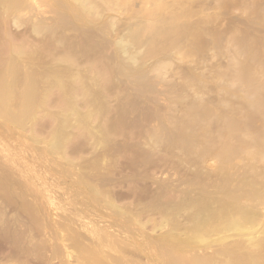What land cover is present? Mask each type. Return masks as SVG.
Here are the masks:
<instances>
[{
    "label": "bare ground",
    "instance_id": "obj_1",
    "mask_svg": "<svg viewBox=\"0 0 264 264\" xmlns=\"http://www.w3.org/2000/svg\"><path fill=\"white\" fill-rule=\"evenodd\" d=\"M29 1L30 0H0V29H1V27L4 29L5 26L8 27L9 25H13L14 26L13 28L15 30H18L19 29L18 25L21 24V26H22L24 19H27L26 21H28V18H29V21H30V19H31L30 16L33 17L34 15H36L35 14L36 12L35 13L33 12L34 11V6H33L34 4L32 5V8H31V5L28 4L32 0L30 2ZM144 1L143 2L146 4L143 7L146 10H144L142 8L143 9L142 15L144 17L143 18L141 17L142 19L137 17V18L141 19V21H138L139 23L137 24V26L134 29L130 28L128 26V29H130V30L127 29V31H126V29H125L126 33H124L123 35H120V36L117 35L118 38H116L117 40L114 38L115 39V41L113 40L114 42H112V39H113L112 37H115L116 35L112 36L113 35L112 33H114L115 31L114 32L110 31L112 29V28H110V25L112 26L113 23L116 21L114 16H113V13L117 9L122 10L124 8L127 9L128 7H129L128 9H130V5L132 3V0H58L57 9L53 8L54 10L52 11V14L54 16L52 17V19L50 17V19L53 21L52 24H50L51 22L50 23L48 22L49 24H47L42 19H39L37 22L34 21V24L32 22L33 25L29 23L30 26H33V27H31L32 32L30 31L31 34L29 33V31H27V29H29L30 26L28 28H27V26L26 27L24 26L25 29L27 28L26 30L23 28V26L22 27L20 26L21 31H23V30L26 31L27 35H29V34L33 35L32 33H34L36 42L32 40L30 43L31 38L28 42V39H29L28 36H27L26 41L22 40L21 39L22 32H18L21 34L19 35V37L17 35V38H18L17 40L18 41L20 39L22 40V41L18 42V41H15L16 39L14 40V38H13V35L15 33L12 34V36H11V35H9L11 32L7 33V31H8L7 29H6L7 31L4 29V31L6 33H4L2 31L4 33V38L6 36L9 39H10V37L13 39L7 40V38H6V40H7L6 41L5 39L3 40L2 38H0V156H1L0 161L5 162V164L7 163L5 165V167L3 166L4 163L0 164L1 167H4V168L0 167V173H2V175H0V237H1V239H2V237L4 239L5 237L2 236L4 234H6V238H8L7 236H10L9 237L10 239L8 238L9 240H6V239L5 240L8 241V243L10 242L11 245L15 244V247L11 246L10 243L7 244L5 241L4 242L1 241L0 244L2 245L3 243H5V245H3L4 247L6 246V244L8 246H11L12 248L14 247L15 248L14 250H16V256L14 254L15 251L14 250L12 251V248H11V253H13V256L15 258L11 257L10 258L11 260H9V261L6 260L7 258H9V256L8 257L6 256L7 258H4L5 257L4 255L6 254V252H4L5 253L4 254L3 250L9 249V247L3 248V249H1L3 255H1V254L0 255L3 256V259H5L7 262L3 263V261H5V260H2V262H0V264H30V262H31L30 257L26 256L29 258H23L22 256L25 257V255H24L25 253H27V255H30L28 253H33V251L35 252L37 250H40L39 249L40 247L46 246L45 244L47 243L46 241L48 240V239L46 241L42 240V238L44 236L41 237L40 236L41 233L37 229L38 228L37 226L39 224L40 225L43 224V221H44V225L46 226L45 230L51 231V228H52L55 231L54 232L55 237L53 236L54 237V242H53L54 245L59 244V243L62 244L66 240L67 235L64 234L66 232V234H68L69 237H72V239L74 241L73 247L77 251H79V253L81 252L82 260L86 261L88 264H134V262H133L134 260H136L135 264H141V263L143 264L144 263V262H142L143 257L141 255H139L138 253L143 254V256L145 257L144 260H146V261L144 264H264V226H262L261 229L260 228L256 229V226L259 223V218L261 216H264V214H262V212H258L256 210V207H254L253 205L245 207L244 205L241 204L242 198H246L249 201H251V200L253 201V199H258V197H260L261 194L264 195V183L262 184L258 180L260 177H264V168L261 169L258 167V164H264V131H263V133H258V130L256 129L257 133H254L252 131L253 127L251 125L252 122H254V120H257V119L260 120L262 122L261 124L264 125V42L262 41V39L260 40V38L258 37L259 36L258 33L257 32L255 33L256 27L254 28L255 29L254 33H252V34H256V38H254L255 36H253V35H252L253 37L251 35H250L251 37H249V34H251V32H250V33H248V36H247L248 38L246 37V39H243V38H245V36L242 37V34H244V31H245L244 28H243L244 31L241 29H238V31L241 30V32H243V33L238 32L241 35L238 37L237 36L238 33H237V30L235 29V26H234V29L236 30V32L232 28V25L235 24V23H233V21L235 22V20L233 18H232L233 21H232L231 28L233 29V31L235 33L231 31L232 32L231 36L233 35L234 37H236L235 42H236V40L238 41V46H237V44L235 45V48L238 47V48H236L237 51L235 49L238 56L235 57V59H236L235 65H233L234 74L233 75L230 74V75H232L230 77L232 78L233 82L236 83L235 79H237V80H239V82H241L240 85L243 86L244 89H245V87L247 88V90H245V91H247L246 92L247 94L245 93L247 95V98H249L248 96L250 93H251V95L254 94V96H252V97H254V99H255V96H256V98L259 96L256 101L254 99L252 100L249 98L250 99L249 105L251 107L257 108V111H255L254 113L245 115V123L247 125H250V128L252 127L251 133L248 134L250 131L249 127H246L244 129L240 128L241 121L236 120V119H239L236 117V115L235 116L234 115L233 116L232 115L231 116H226V115L224 116L222 114H219V112L217 110H214L213 108H211L209 106H207V107H205L204 105L202 106V104L199 103V101L197 103L195 100H193L194 96H195L194 95L193 99H192L193 100L192 104L194 101H195V103L184 113V115L181 114V117H179V118L173 117L175 119V129H174L175 131L174 130L171 131L170 129H172V127H170L169 125H168L170 127L169 129L166 127L168 122L167 123L162 122L163 124L160 126L162 131H161V129L159 130V132L161 131L160 132L161 134L159 132H156V133L154 132L155 134L152 135L151 140L149 139L150 142H153L155 145L157 144L156 145L157 147H160L159 146L160 144H162L165 147L167 144H169V146H170V144L171 145L173 144L172 146H175L177 144L180 147L179 149L182 150L183 154H185L188 157V162L193 164V165L195 163L199 164L201 161H202V163L206 162L205 158L207 160L208 157H210V159L215 157L214 159H216V160H214V161L218 160V162H219L218 164L220 165V169L219 168L218 169L220 171L219 173H220L221 178H220V185L216 186V188L218 190L217 191L218 194H214L215 192L211 193L206 188H204L205 186L209 187V186H207L208 184H205V182H202L201 178L199 176H197V177H195L193 182L195 184L199 183L202 186L197 197H195L193 199L186 198L182 201L183 203H187L186 205L183 206L180 203V204H177V206L175 205L176 207H174L175 208L174 210L176 212L175 213L176 216H178L179 213H181L179 211H181L183 207H190V212L192 215H191V221H190L189 225L183 227V226L178 225V223L174 224L171 221L166 220V221H164L165 223L163 225H161V228H163L168 223H170V224L172 223L174 229L171 228L172 230L170 232L168 231L169 232V233L167 232L168 234L163 233V234H160L162 236H158V237L151 236V235H148L146 233L145 230H146V227L148 224H146L145 222H140L139 223L140 226L139 227L135 226L134 230H132L133 229L132 227L134 225L132 224L133 219L129 214L130 208H128V207L124 208L123 206H119L117 204V202L115 201V198L112 196L115 194H109L107 192H110V191L106 192V190L104 191L102 189L103 188L102 185L107 184V179H110V178H108L109 175L107 178H106V176L103 177L102 180H100L99 178H91L90 176H88L84 172L83 166H82V169H80L79 174H77V172H76V175H78V176H76L77 178L75 177L76 178V181H75L76 185L75 186H77L79 188V190H78L79 192L78 193L76 192L77 193L76 196L79 197L83 194H86L85 199L88 201L87 202L88 204H85L84 206L81 205V208H78V209L74 208L73 211L69 212V210L72 209V206H76L77 204H79L78 202H75V200H73V201H71V205H72L71 209L69 208V210H68V208H67L66 212H63L64 209L67 207V205L65 206V208L62 211V209H61L62 207H60V206L56 207L57 205L53 203V201H54L53 200V194L54 193L52 194V196L46 194L49 192V189H50L49 188L50 186L46 187V185H48L47 174L49 175L51 173H54V175H55V173H56L51 167L52 165H54V163L50 166L51 171H50L49 166L46 167L47 165L51 164L49 162L52 161V160H49L48 164H47V162L45 163V160L48 158L49 155H52V158L56 159L55 165H58L61 168L65 167V169L64 168L59 169L60 171L58 173H56L58 175L61 174L60 175L61 178L64 174H67L68 177L70 174H72V175L74 174L73 173L74 169H72V172H71V170L67 169L68 171L71 172V173L69 172L70 174L68 173V171H67V173H65L66 172V164H63L64 161H62V160H65L67 158V157H65V152H66V149L68 147V144L71 143V140H72V137H71L72 135H70L69 133L67 134V131L70 130V129L68 130L67 127L70 126V124L72 122V118H74L76 120L75 121L76 124H74L72 126H74L76 130L78 129L80 132H83V133L87 132V134H88V132H90V129H91L90 123L91 124L93 123L91 121L94 120L96 117H99L100 115H102V113H104L103 112L104 111L103 105H105V104L102 103L103 102L102 98H101L102 95L99 96L98 91L96 92V91L92 90L94 87L96 89V86H97L98 82L100 81L98 77H100V76L93 75L95 77L91 78V77H87L88 74H99V75L100 74H108V75L109 74H126V75L129 74V76L127 75V77H130L131 76L130 74H134L135 76L132 75V77L128 78V79L133 84V86H134L133 89L136 92L132 90L133 91L132 93L128 92L129 93L128 96H130L129 100H130V98L133 100H134V98H137V101H138L139 98L142 99L141 97H137L138 94H141L140 90H142V88H144L143 90H145L146 82H149V81L151 82V77L149 76L150 77L149 78V77H147V75L146 76L142 75L145 72H148V69H146V71H145L141 67L143 65L140 66L137 63H140L138 61L140 56H142V58L140 60H142L145 57H143V55H141L142 52H141L140 56H138L136 53L139 51H142V47L145 49L143 51L147 50V54H154L156 52L158 53L160 51V47L163 45L162 42L164 41L165 43L166 42L168 43V41H166L168 39L169 40V43H168L169 47H171V49L175 48L174 51L177 52V54H178V51H180L179 49L182 48V47H178V44L181 42L180 40L187 38V37L193 38L192 39L193 43L191 42V45H190V46H193L192 48H195V46H198L201 49L205 48L207 44H205V42L201 41V38L204 37L205 35L209 34V31L207 30V28H206V30L205 29L202 30L201 29L202 27H200V30H199L198 27L200 25L205 26V24L203 25L202 21H200L202 23V24L199 23L200 25L199 24L197 25V23L199 22L198 20L196 22L194 21L196 24L191 22L192 18L196 17L197 12L200 10L201 6L205 7V9H206L210 6H212V8H213V5H214V7L217 10H219L218 12H220V14H221V12H222V14H224V12H227L232 8L233 9L237 8L238 10H241L243 12H247L251 15V17H255V18H253L252 21L250 20L251 22H249L251 27H252V25H254V26L255 25H261L259 17L261 16L260 14H264V1L263 0H259V1L257 0L258 2L256 0L255 1L254 0H216L217 1L216 4H213V2H211L210 0H208L210 2L202 0L201 1V2H203L202 5L200 3H197L196 1L190 2L191 0H188L189 2L187 0L186 1L185 0L184 1L183 0H144ZM38 3H36V4H38ZM193 3H195L196 6L198 7V9H199V10L197 9L198 11L195 9L197 7H194ZM27 4L30 6H27ZM43 4H41V5H43ZM136 4H137V2H136ZM198 4L200 7L198 6ZM45 5H47V4L45 3ZM36 8H37V6H36ZM28 9H31V10H29L30 12L33 10L32 12L34 15H30L27 13L29 15V17L25 16L26 13L23 11L25 10V11L29 12ZM38 9H40V8H38ZM137 9L135 11H137ZM216 9H214V11H216ZM109 11H113V13L111 15H110V13H107V15L109 14L110 16H112L113 19H111L112 17L109 16L110 20L108 21L109 18L107 17V15H105V16L108 19L107 18H105V19H107V22H110L111 20H113V21L115 20V21L114 22L111 21L112 23L106 22V24L100 23L99 20H101V17L103 16V14L105 12H109ZM20 12H23L21 14H23L22 17H25V18H23V19L20 18L21 17V16H19ZM124 12H126V10ZM211 12H213V10ZM218 12H215V13H217L219 16ZM215 13H212V14H215ZM227 13H229V12H227ZM217 14H215V16L213 15L214 18L217 16ZM240 14H242V13L240 12ZM50 15H51V13H50ZM120 15H121V13H120ZM130 15H132V13ZM138 15L140 16L139 13H138ZM224 15L222 16V18L220 16V18L222 20H223ZM252 15H255V16H252ZM43 16H41V17H43ZM105 16H103V17H105ZM218 16H217V18H218ZM133 17H135V16H133ZM198 17H196V18L198 19ZM231 17H232V15H231ZM39 18H40V16H39ZM201 18L202 17L200 16V19ZM203 18L206 20V22L203 19L202 20L204 21V23L207 24V18H209V17L206 18L204 16ZM224 18H225V21L230 19V18L227 19V17H224ZM262 18L264 19L263 15H262ZM105 19L103 18L102 21H104ZM210 19L211 18H209L208 21H210ZM232 19H230V20H232ZM134 20H136V19H134ZM222 20H220V21H222ZM26 21H24L26 24H23V25L28 24L29 21L28 22H26ZM32 21H33V19H32ZM73 21L76 22L77 24L72 23ZM220 21H219V23H220ZM239 21H241V20H239ZM216 22H217V20H216ZM224 22H223V24H225ZM243 22L245 23V21H243ZM243 22H241V23H243ZM119 23H122V22H118V24ZM229 23H227V24H229ZM71 24H72V26L69 28L68 25H71ZM116 24L117 23L115 22V26H116ZM223 24H221V25H223ZM120 25H122V24H120ZM241 25H244V24H241ZM107 26H109L110 29H108ZM225 26L224 25L222 26L223 29L225 28ZM90 27L91 28L96 27L97 30H94L96 32H93V34H92L91 31H93V30ZM118 27L121 28V26H119V25H118ZM236 27H238V26H236ZM248 27H249V25H248ZM251 27H250V29H251ZM8 28H10V27H8ZM120 28H118V29H120ZM218 28H220V27H218ZM227 28H230V26H227ZM227 28H225V30L221 29V31H223V32L226 31L224 33L227 34L230 32V31L227 32V30H226ZM231 28H230V30H231ZM3 29H1V30H3ZM89 29H90V31H87ZM11 30L9 29V31H11ZM68 30H70L71 32L75 31L77 33L76 35L78 36V34H79L80 35L79 37L81 39L79 37L75 36L74 35L75 33L72 32L73 33L72 34ZM66 31H68V34L70 32L72 34L71 36H75V37H77V39L79 38L78 41H77V39H76V41H75V39L73 40V38L70 35H69L70 37L68 35H66L67 34ZM247 31H249V30L246 27L245 35H247ZM1 33H0V36H1ZM122 33H123V31H122ZM221 34L217 35V37H218L217 39H219V40L222 39ZM259 34H260V32H259ZM7 35H9V36H7ZM25 35L23 37H25ZM173 35L175 37H173ZM14 36H16V34ZM109 36L111 37V39L109 38ZM29 37H31V36H29ZM33 37H32V39H33ZM224 37H225V34L223 35V38ZM237 37L239 39H237ZM262 37H263V35H262ZM165 38H166V40H165ZM169 38H172L171 39L172 41ZM209 40H211V39L209 38ZM225 40H227V39L225 38ZM263 40H264V37H263ZM32 42H34V43H32ZM165 43H164L163 47L165 46ZM167 43H166V45H167ZM170 43L172 46H170ZM232 43H233V41H232ZM232 43H231V45H227V44L226 45L229 46V48H230V46H232ZM141 44H142V46H141ZM39 45H41V46H39ZM233 45H234V43H233ZM110 46L114 47V50L111 47L112 52L109 50ZM140 46H141V49H140ZM158 46H159V49H158ZM60 47H61V51L59 52L58 50H60ZM166 47L167 46H165L163 48V50L167 49ZM212 47H214V46H212ZM137 48H139V50H137ZM231 49H233V46ZM135 50L137 52H135ZM215 50H217V48ZM184 51L182 50V53L181 52H179V53L182 54L183 56H184V54H185V56L186 55L188 56V54H190L189 51H186V49ZM199 51H200V49H198V52ZM227 51H229V50H227ZM161 52L162 51H160V53ZM165 53H166V55L164 54L165 56L169 55V54H167L169 52H165ZM78 54H80L81 56L83 55L81 58H84V56L87 58V59H85V60H87V64L85 66H83L85 68L79 67V65L80 66H82V64L84 65V63L86 61L82 64H80V62H79V64H78L77 58L80 57V56H78ZM200 54L201 53H199V55ZM179 55H178L179 59L182 60ZM144 56H146V54ZM185 56H184L185 59H183V60L188 59L187 56L186 57ZM162 57H164V56H162ZM170 57L171 56H169V58ZM188 57H190L189 60H191L194 58V54L192 55V58H191V56H188ZM217 57H219V56H217ZM46 58H49L53 62L55 61V63H52V65H51L50 64L51 62L48 59V61L50 62L49 64L51 65L50 66L46 62ZM148 58H149V56H148ZM174 58L175 57H173L172 60ZM76 59H77V61H76ZM202 59H203V57H202ZM211 59L213 60V58H211ZM156 60L158 61V59H156ZM163 60H164V58H163ZM144 61H146V59ZM159 61H162V59ZM193 61H195V59ZM198 61L200 62V60H198ZM164 62H165V60H164ZM171 62L172 61H170V64H171ZM202 62H204V59ZM205 62H206V60H205ZM159 63H162V62H159ZM190 63H191V61H190ZM192 63L196 64L195 62H192ZM210 63H212V61L209 62V64ZM46 64H48V66ZM129 64L133 65L132 69L130 68ZM170 64H168V65L170 66ZM181 64H184V62L180 63V65ZM134 65H137V66H134ZM153 65H155V64H153ZM186 65H187V63H186ZM188 65L190 66L191 64H189V62H188ZM205 65H206V67L208 66L207 64H205ZM220 65L221 64H219V66ZM148 66H147V68H148ZM197 66H199V64ZM188 69H190V67H188ZM192 69H193V67H192ZM211 69H213V68H211ZM218 69L219 68H217L216 70H218ZM157 70H158V68H157ZM161 70H160V72H161ZM203 70H204V68H203ZM203 70L201 69V71H203ZM222 70H223V68H222ZM171 71H173V69ZM218 72L220 73L221 71L218 70ZM150 73H152V71ZM161 73H164V72H161ZM174 73H176V72H174ZM188 73H190V72H188V70H187V74ZM51 74H55V75H51ZM146 74H148V73H146ZM165 74H166V72H165ZM176 74H178V72ZM185 74H186V72H185ZM204 74H205V72H204ZM209 74H210V72H209ZM259 75L262 77H259ZM109 76H111V75H109ZM101 77H102V75H101ZM112 77L113 76H111V78ZM146 77H147V79H146ZM202 77L204 78V76H202ZM202 77H200V78H202ZM214 77H216V76H214ZM103 78L104 77L100 78L102 80L100 82L105 81V80H103ZM197 79H199V77ZM215 79H217V78H215ZM226 80H230V79H226ZM199 81H202V79L201 80L199 79ZM217 81H219V79ZM227 82H229V81H227ZM52 83H54L57 86V89L59 90L58 91L59 95H61L60 97H62V99H60V100H62L61 103H63V104L60 105V107H62L64 110H66L67 111L66 113L72 114L71 115L72 117L69 118V116H66V117L60 116L59 119L56 120V122L57 121L58 122L56 124L55 130H53V132H51V134L48 132L49 135L47 134L45 137L41 133L40 134L35 133V130H36L35 125L37 124V126H38L39 123L41 122V120L38 121L39 118L41 119V117H42V120L44 118L47 120V118L52 116V115H50L51 113H49V108L47 107L48 102L46 101V99L50 95V94L49 95L47 94L48 90H46V89H47V87H51ZM124 83L125 82H123V84ZM120 84H121V82H120ZM147 84H148V86H150L149 83H147ZM151 84H152V82H151ZM153 84H154V82H153ZM125 85H126V83H125ZM151 86L153 87V85H151ZM230 86H231V84H230ZM127 87L128 86H126V88ZM131 87H132V85H131ZM218 87L220 88V85ZM219 88H218V90H219ZM213 89H211V90H213ZM222 89H220V90H222ZM261 89H263V91ZM143 90H142V92H143ZM223 90H225V89H223ZM145 92H147V90ZM78 93H80V97H78V98H81V96H82L84 99L86 97L89 98L90 96L95 95V97H94L95 99L88 100V103L86 100H83V101H85L86 104H88V105L85 104L87 106L86 112L81 111L78 108L77 103L74 100L77 96H79ZM122 93L124 94L125 92H122ZM198 93H199V91H198ZM156 94H158V93H156ZM199 95H200V93H199ZM251 95H250V97H251ZM46 96H47V98L45 99V101L47 103L44 101V98ZM147 97L149 98V96H147ZM202 97H203V95H202ZM83 98H81V100ZM224 101L222 100L221 102H224ZM231 101L232 100L230 97L229 103ZM142 102L143 101H141V103ZM178 102H180V101H178ZM212 102L213 101H211V103ZM221 102H220V104H221ZM148 103H150V102H148ZM214 104H215V102H214ZM220 104H219V106H220ZM224 104H225V102H224ZM224 104H222V105H224ZM215 105H217V104H215ZM118 107H117V109H119ZM202 107H203V109H202ZM223 108H224V106H223ZM126 110L127 109H124V111H126ZM121 111L122 110L120 109V112ZM247 111H249V110L248 109L245 110L246 113H247ZM231 112H233V111H231ZM242 112L245 113L244 111H242ZM60 113H59V115H60ZM44 116H46V117H44ZM234 117H236V118H234ZM117 121H118V119H117ZM215 121L217 124L220 123L221 127H222L221 129L216 128L218 131L221 130V132L217 138L210 135L209 129H211V128L208 127L211 122L215 124ZM37 122H39V123H37ZM122 123H124V120L122 121ZM245 123L243 122V124H245ZM111 124H112V122H111ZM129 124H127V125H129ZM115 125H116V123H115ZM109 126H111V125H109ZM44 127H47V125L45 124ZM111 127H113V126H111ZM118 127L119 126H117V128ZM130 127L132 128V126H130ZM242 127H243V125H242ZM66 129H67V131H66ZM124 130H125V128H124ZM133 130H134V128H133ZM217 130H215V132ZM222 130H223V132H222ZM240 130L241 131L245 130V131H243L244 135L242 133H240ZM163 131L165 132V135L162 134ZM112 132H114V130ZM112 132H110V133H112ZM131 132H134V131H131ZM107 133L109 134V132H107ZM152 133H153V131H152ZM241 134L243 135V137L244 136L249 137V135H250V137H249L250 141L248 144L247 143L244 144V142L246 140L244 138L242 139ZM117 136H118V134H117ZM78 137L80 138V136H78ZM99 137H101V136H99ZM108 137H109V135H108ZM76 138H77V136H76ZM102 138H103V136H102ZM124 138H126V137H124ZM230 139L235 140L236 143L231 144L229 142ZM199 140L201 141V143L203 142L205 144V147L199 153H197L198 152V151H196L197 142ZM125 141H126V139H125ZM73 142H74V140H73ZM99 143H101L102 145H104V144L106 145L107 139H105V138L100 139ZM163 143H165V145ZM201 143H200V145H202ZM149 144H151V143H149ZM242 144H244V145H242ZM42 145H44V146H42ZM107 145L109 146V144H107ZM155 145H153V146H155ZM110 146H113V145H110ZM128 146H129V144H128ZM147 146L148 145H146V147ZM156 146L154 148H156ZM246 146L248 148L253 147V149L249 152L248 151L245 152V151H243V148H245ZM126 148H127V146H126ZM104 149L106 150V147ZM172 149H174V147L173 148L171 147V150ZM101 150H103V149H101ZM132 151H134V150H132ZM146 151L148 152V149H146ZM174 151H176V148L174 149ZM95 152H96V150H95ZM102 152H104V151H102ZM243 152H245V155H243L244 157L240 158V159L248 161L250 176H242L239 178V180H237L236 176H233L230 172H228V169L230 171V168L234 166V165L231 166V164H233V162L236 159H239V157H242ZM148 153L150 154V152H148ZM166 153H168V152H166ZM170 153L171 154H174V153L178 154L177 151L174 153H172V152H170ZM195 153H197V155ZM141 154L146 155V153H141ZM193 154L196 155L197 157L193 158ZM53 155H54V157H53ZM100 155H101V153H100ZM104 155H106V154L104 153ZM120 155H122V154H120ZM136 155L138 156L137 153H136ZM111 156H109V158ZM168 156H170V155H168ZM190 156H192V158ZM212 156H214V157H212ZM159 157H161V156H159ZM165 157L163 158L164 160H165ZM104 158L102 157L101 159L100 158L99 159L102 160ZM49 159H51V158H49ZM202 159H204V161ZM116 160H115V162H116ZM147 160L148 159H146L145 161L147 162ZM180 160H181V157H180ZM210 161H212V160H210ZM154 162H156V158H155ZM65 163H67L66 160H65ZM60 165H62L63 167ZM115 165H116V163H115ZM6 166H8V167H6ZM229 166H231V167L229 168ZM237 166H238V164H237ZM73 167L74 166L72 165V168ZM107 167H108V165H107ZM122 167H123V165H122ZM67 168H68V165H67ZM54 169H57V168H54ZM69 169H70V167H69ZM14 170L19 171V173L21 174V176L23 178L29 180V181H26L27 184L26 183L24 184L25 179L21 178L22 181H20V182L21 183L23 182V184L25 186L23 184L18 183L19 181L18 182L16 181L18 179V177H20V175L16 177ZM52 170H53V172H52ZM57 171H58V169H57ZM108 173H109V170H108ZM16 174L18 175V173H16ZM58 175H56V176L58 177ZM67 175H65V178ZM70 177H71V175H70ZM110 177H112V175H110ZM68 179H70V178H68ZM68 179L66 180L67 182H68ZM18 180H20V178ZM105 180H106V182L104 183ZM70 181H72V180H70ZM35 182L40 183L38 188L40 189V192L43 193V194H41V197H43V195H44L49 200V202L54 204V206L50 205V206H52V208L56 207L55 210L58 209V211H60V212L62 211L61 212L62 214L65 213L69 217L66 219L67 216L65 217V215H64L65 218L63 217L64 218L63 223L62 224L58 223L59 225L57 227L52 226L50 228V226L46 222L47 219L45 220L47 214H46V212H44L46 215H43L44 209L42 210V207H41L42 205L40 204L39 201H37L35 199L37 202H39V204H38V203H35V201H33L34 198L32 201L29 200L30 198H32L31 196L33 194L30 193L31 195L29 196V193H28L29 190L26 191L25 187L27 189H29L27 187V186H29V183H31V184L33 183L32 185H30L32 187L33 185H35L34 184ZM60 182H62V181L60 180ZM72 182H74V180ZM70 183L71 182H69V184ZM108 183H110V182L108 181ZM234 183H235V186L233 188L232 185ZM98 184H102V185H100L102 187L98 186ZM37 185H38V183H37ZM37 185H36V188H37ZM163 186L166 187L167 185H162L161 186L162 189L164 188ZM71 187H72V185H71ZM167 187L169 188V185ZM30 189H32V188H30ZM65 189H66V187H65ZM157 189H160V188L158 187ZM31 191H33V190H31ZM35 193H36V191H35ZM126 193H127V191H126ZM35 195H33V196L35 197ZM39 196H40V194H39ZM58 196H59V194H58ZM132 196H133V194H132ZM38 198L39 197L37 196V199ZM83 201H84V199H83ZM57 203H58V201H57ZM84 203H86V202H84ZM216 203H218V205L215 207ZM133 205H134V202H133ZM45 208H46V206H45ZM67 213H69L70 216ZM39 214H42V216H40ZM137 215H139V214H136V217H138ZM44 216H45V218H44ZM92 216L99 217V218H107V219L111 218L113 220V222L110 223L108 226L102 225L101 221H99L98 219H92ZM74 217H76V219L81 220L80 222H82V220L85 218H89L88 223L85 222V224H84L82 222L83 226H85V227H83L81 225L83 227V229L85 230V232L88 234L87 235L88 238H87V236H85L86 234H82L81 233L82 231L79 232V230L76 229L75 225H77L78 223L75 224V221L77 222L78 220H74ZM112 220H110V221H112ZM82 223H80V224H82ZM79 225H77V226L80 227ZM171 227H172V225H171ZM39 228L41 230V226H39ZM46 228H48V229H46ZM81 229L82 228H80V230ZM167 230H170V229L167 228ZM132 231H134V233H135V239L132 242H130L128 240L129 238L126 236L127 235L126 233H133ZM166 231H165V233H166ZM52 232L53 231H51L49 233H52ZM83 233H84V231H83ZM124 234H126V235H124ZM241 236H247V239L245 241H242L239 238ZM39 237H41V238H39ZM83 238H85L91 242L90 247H85L83 245V243L81 241ZM50 240L53 241L51 238H50ZM137 240H140L141 243H138ZM44 242H46V243H44ZM130 248H132L133 250H136L138 252V253L135 252L136 255L134 253L133 254L135 257H137V255H139V258H140V256H141V261L138 259V257H137L138 260L135 259L134 257H133L134 259L131 257V256H133V254L132 255L130 254V250H131ZM208 248H210L209 250H211L213 248L214 251L212 253L205 251ZM200 250H202V253L204 251L205 252L203 254H201L198 252ZM38 252L39 253L41 252L40 254L44 256V253H42L41 250ZM19 253H21L20 258L22 257L24 260L20 259L17 256ZM22 253H23V255H22ZM35 253H34V256L39 255L38 257H41V260H33L31 257V260L36 261V262H34V264H36L38 261H42L43 260L42 258L45 259V257L40 256L39 253H38V255ZM191 253H193V254H191ZM6 255H10V254L7 252ZM32 255L33 254H31V256ZM36 256L34 257V259L37 258ZM50 258L53 259L54 256L53 257L51 256ZM1 259H2V257H1ZM74 259L76 260V258H74ZM77 260L79 261L78 258H77Z\"/></svg>",
    "mask_w": 264,
    "mask_h": 264
},
{
    "label": "rangeland",
    "instance_id": "obj_2",
    "mask_svg": "<svg viewBox=\"0 0 264 264\" xmlns=\"http://www.w3.org/2000/svg\"><path fill=\"white\" fill-rule=\"evenodd\" d=\"M31 1V0H30ZM29 1V2H30ZM33 1V2H32ZM30 3H28V4H30L31 5V8H32V5L34 6V13L36 14V15H34L33 14V12L31 11H29V10H31V9H28V11L30 12H27V11H23V12H25L26 14L28 13V14H30V15H34L33 17L32 16H30L31 17V19H30V21H29V18H28V21H26L27 19H24V21H26V22H28V24L30 23V24H32V22H33V24H34V21L35 22H37L39 19H42V20H44L45 21V23H47V24H49L50 22V24H52L53 23V21L51 20L52 19V17L54 16L53 14H52V11L54 10L53 8H55V9H57V3H58V0H32ZM48 1V2H47ZM55 1V2H54ZM142 0H132V3H131V5H130V9H125L126 10V12H124L125 10L124 9H122V10H120V9H117L114 13H113V11H109V12H105L104 14H103V16H105V15H107V13H110V15L113 13V16H114V18H115V22L117 23L116 24V26H115V22L113 21V20H111V21H113L114 23H113V25L111 26L110 25V28H112L110 31L111 32H114V33H112L113 35L112 36H115V37H112L113 39H112V42H114L115 41V39L116 38H118V36H120V35H123L124 33H126V31H127V29H128V26L130 27V28H135L136 26H137V24L139 23L138 21H141V19L144 17L142 14H143V7L146 5L143 1L141 2ZM184 1V0H183ZM186 1V0H185ZM188 1V0H187ZM192 1H196L197 3H200L201 5L203 4V2H201L202 0H191L190 2H192ZM203 1H208V0H203ZM211 2H213V4H216V0H210ZM210 1H208V2H210ZM255 1V0H254ZM257 1V0H256ZM259 1V0H258ZM257 1V2H258ZM264 1V0H263ZM40 4H39V3ZM47 4V5H45V3ZM136 2H137V4H136ZM189 2V1H188ZM36 3H38V4H36ZM44 3V4H43ZM143 3V4H142ZM27 4V6H30V5H28ZM41 4H43V5H41ZM54 4V5H53ZM49 5V6H48ZM137 5V6H136ZM193 5H194V7H197L196 6V4L195 3H193ZM36 6H37V8H36ZM39 6V7H38ZM43 6V7H42ZM52 6V7H51ZM54 6V7H53ZM56 6V7H55ZM198 6H199V4H198ZM47 7V8H46ZM136 7V8H135ZM139 7V8H138ZM200 7V6H199ZM38 8H40V9H38ZM52 8V9H51ZM123 8V7H122ZM133 8V9H132ZM135 8V9H134ZM138 8V9H137ZM143 8V9H142ZM209 8V9H208ZM208 8H206L205 9V7H203V6H201L200 7V10L198 9V7L197 8H195L198 12H197V15H196V17H198V19L196 18V17H193L192 18V23H195L197 20L199 21L198 23H197V25L200 23V24H202L200 21H202L203 22V25L205 24V26H202V25H200L198 28H199V30H200V27H202L201 29L203 30V29H205L206 30V28H207V30L209 31V34H207V35H205L204 37H202L201 38V41H203V42H205V44H207L206 45V47L205 48H199L198 46H195V48H192L193 46H190L191 45V42H192V37H187V38H184V39H182V40H180L179 42L181 43H179L178 44V47H182V48H180L179 50L180 51H178V54H177V52H175L174 50H175V48H172L171 49V47H169V40L167 39L166 40V38H165V40L166 41H168V43H167V45H166V43H165V46H167L166 48L167 49H164L163 50V48L165 47H163V45H164V43L162 42V46L160 47V51H162L161 53L163 54H161L160 53V51L157 53H154V54H147V50L146 51H143V50H145L143 47H142V51H139V52H137L136 50H135V52H137L136 54L138 55V56H140V54H141V52H142V54L141 55H143V57H145V58H143L142 60L144 61L145 59H146V61H142V60H140L141 58H142V56H140V58H139V62L141 63H137L138 65H143V66H141L145 71H146V69H148V72H145L144 74H142L143 76H146L147 75V77H151V82H152V84H151V82L149 81V82H146V88H145V90H143L144 88H142V90H143V92H142V90H140L141 91V94H138V96L137 97H141L142 99H138V101H137V98H134V100L133 99H131L130 98V100H129V97L130 96H128V94L129 93H132L133 91H135L134 89H133V84L130 82V80L128 79V78H131L132 77V75H134V74H130L131 76L130 77H127V75L129 76V74H109V75H111V76H113L112 78H111V76H109L108 74H86L87 75V77H95V76H100V77H98L99 78V80L100 81H102L100 78H102V77H104L103 78V80H105L104 82H100L99 80V82H98V84H97V86H96V89H95V87L92 89L93 91H98V95L99 96H101V98H102V103L103 104H105V105H103L104 106V113H102V115H100L99 117H96L94 120H92L91 122H93L92 124L90 123V132H88V134H87V132L86 133H83V132H80L78 129L76 130L75 129V127L74 126H72V125H74V124H76V120L74 119V118H72V122H71V124H70V126H68L67 128H68V130L70 131H67V129H66V131H67V134L69 133L70 135H72L71 137H72V140H71V143H69L68 144V147H67V149H66V152H65V157H67L65 160L67 161V163H65V160H62V161H64V163L63 164H66V172L65 173H67V171L68 170H71V172H72V169H74L73 170V175L72 174H70L71 172L70 171H68V173L71 175V177H70V175H69V177H68V175L67 174H64L63 176H62V178H61V174L60 175H58V174H56V173H58L60 170L59 169H65V167H63L62 165H60V166H62L63 168H61V167H59L58 165H55V161H56V159L55 158H52V155H49L48 156V160L46 161L45 160V163L47 162V164H48V161L49 160H52V161H50L49 163H51V164H49V165H47L46 167H48L49 166V168H50V171H51V167H52V169L56 172L55 173V175H54V173H51V174H47V178H48V181H47V183H48V185H46V187H49L50 189H49V192L48 193H46V194H48V195H51L52 196V194H53V200L55 201H53V203L54 204H56L55 206L56 207H62L61 209H62V211H63V209L65 208V206L67 205V207L64 209V211L63 212H66V210H67V208H68V210H69V208L71 209V201H73V200H75V202H78L79 204H77L76 206H72V209L71 210H69V212H71V211H73L74 210V208H76V209H78V208H81V205L82 206H84L85 204H88L87 202V200L85 199V195L86 194H83V195H81V196H79V197H77L76 195H77V193L79 192L78 190H79V188L77 187V186H75L76 184H75V181H76V176H78V175H76V172H77V174H79V171H80V169H82V166H83V169H84V172L88 175V176H90L91 178H99L100 180H102V178L103 177H105L106 176V178L108 177V175H109V177L108 178H110V179H107V184H98V186H100V185H102L103 186V190L105 191L106 190V192L107 191H110V192H107V193H109V194H115V195H112L114 198H115V201L117 202V204L119 205V206H123L124 208H130L129 209V214H130V216L132 217V224L134 225L131 229L132 230H134V227L136 226V227H139L140 226V222H145L146 224H148L147 225V227H146V233L148 234V235H151V236H155V237H158V236H162V235H160V234H168L172 229H174V227H173V224L172 223H178V225H180V226H187V225H189L190 224V221H191V212H190V207H183L182 208V210L181 211H179V212H181V213H179V215L178 216H176V212H175V208L174 207H176L177 206V204H182L183 206L184 205H186L187 203H183L182 201L184 200V199H186V198H189V199H193V198H195V197H197V195H198V193L200 192V189H201V184H199V183H197V184H195L194 182H193V180L195 179V177H197V176H199L200 178H201V180H202V182H205V184H208L207 186H209V187H204V188H206L209 192H211V193H213V192H215L214 194H218V190H217V188H216V186L217 185H220V178H221V176H220V171H219V169H220V165L218 164L219 162H218V160L217 161H214V160H216V159H214L215 157L214 156H212V157H214V158H211L210 159V157H208V159L206 160V158H205V161L206 162H203L202 163V161L198 164V163H195L194 165L193 164H191V163H189L188 162V157L185 155V154H183V152H182V150L181 149H179L180 147L176 144H174L175 146H172L171 144H170V146L173 148L174 147V149L176 148V151H177V153L178 154H176V153H174V152H176V151H174V149H172L171 150V147L169 146V144H167L166 145V147L165 146H163L162 144H160L159 146L161 147H157L153 142H150L149 141V139L151 140V138H152V135H154L156 132H159V130L161 129L160 128V126L163 124V123H167V125H166V127L169 129L170 127H172V129H170L171 131H173L174 129H175V119L173 118V117H175V118H179V117H181V114H183L184 115V113L195 103V101L198 103V101H199V103H201L202 104V106L204 105L205 107H207V106H209V107H211V108H213L214 110H217L218 112H219V114H222V115H226V116H235L236 115V117L237 118H239V119H236V120H238V121H241V123H240V128H246V127H249L250 128V125H247L246 123H245V115L246 114H251V113H254L255 111H257V108H255V107H251L250 105H249V100L250 99H254V97H252V96H254V94L253 95H251V93L249 94V98H247V91H245V90H247V88L245 87V89H244V87L243 86H241L240 84H241V82H239V80H237V79H235V81H236V83L235 82H233V80H232V78L230 77V76H232L233 74H234V69H233V65H235V57H237L238 55H237V49L236 48H238V47H236L235 48V45L237 44V46H238V41L236 40V42H235V38L236 37H234L233 35L231 36V34H232V32H236V30H237V33L239 32V33H243V32H241V30H243L244 31V29H245V31H244V34H242V37H244L245 36V38H243V39H246V37L248 36V33H250L251 32V34H249V37H251L252 35L253 36H255L254 38H256V34H252V33H254V31H255V29H256V31H255V33L257 32L258 33V37L260 38V40L262 39V41L264 42V40H263V37H264V19L262 18V15L264 16V14H260L261 16L259 17V19H260V24L261 25H252V27H251V25H250V23L249 22H251L252 20H253V18H255V17H251V15L249 14V13H247V12H243V11H241V10H238L237 8L235 9H230L229 11H227V12H229V13H227V12H224V14H222V12H221V14H220V12H218L219 10H217L215 7H214V5H213V8H212V6H210V7H208ZM43 9V10H42ZM137 9V11H135ZM214 9H216V11H214ZM27 10V9H26ZM36 10V11H35ZM39 12H38V11ZM45 10V11H44ZM119 10V11H118ZM124 10V11H123ZM128 10V11H127ZM133 10V11H132ZM144 10H146V9H144ZM213 10V12H211ZM51 11V12H50ZM122 11V12H121ZM130 11V12H129ZM23 12H20V14L21 13H23ZM43 12V13H42ZM48 12V13H47ZM215 12H218L219 13V16H218V14L217 13H215ZM240 12L242 13V14H240ZM32 13V14H31ZM38 13V14H37ZM41 15H40V14ZM50 13H51V15H50ZM117 13V14H116ZM120 13H121V15H120ZM123 13V14H122ZM132 13V15L133 16H135V17H133L132 15H130ZM138 13L140 14V16L138 15ZM202 15H201V14ZM212 13H215V14H217V16H218V18H217V16L214 18V16H215V14H212ZM19 14V16H21L20 18L21 19H23V18H25V17H22V15L23 14H21L20 15ZM25 14V16H28L29 17V15L27 14L26 15ZM45 14V15H44ZM137 14V15H136ZM199 14V15H198ZM44 15V16H43ZM109 14L107 15V17L109 18H107L106 16L105 17H101V20H99V22L100 23H105L106 24V22H107V19H108V21L110 20V17H112V16H110ZM118 15V16H117ZM127 15V16H126ZM214 15V16H213ZM224 15V17H227V19H234L235 20V22L233 21V19L232 20H226L225 21V18L223 17V20L225 21H223L221 18H222V16ZM227 15V16H226ZM231 15H232V17H231ZM39 16H40V18H39ZM41 16H43V17H41ZM110 16V17H109ZM131 16V17H130ZM200 16L202 17L201 19H200ZM209 17V18H211L210 19V21H208L209 20V18H207V24L206 23H204V21L206 22V20L203 18V17ZM220 16H221V18H220ZM252 16H255V15H252ZM37 17V18H36ZM50 17H51V19H50ZM120 17V18H119ZM134 19H136V20H134ZM137 17H139V18H141V19H139V18H137ZM36 18V19H35ZM49 18V19H48ZM103 18L105 19V18H107V19H105L104 21H102L103 20ZM244 18V19H243ZM262 18V19H261ZM20 19V20H21ZM32 19H33V21H32ZM35 19V20H34ZM54 19V18H53ZM111 19H113V17L111 18ZM138 19V20H137ZM196 19V20H195ZM204 21H203V20ZM222 20V21H220V20ZM120 20V21H119ZM124 20V21H123ZM216 20H217V22H216ZM239 20H241V21H239ZM251 20V21H250ZM23 21V23H22V26H23V28L25 29V27L27 26V28L30 26V24L28 25H23V24H26L25 22ZM72 21V20H71ZM110 21V22H111ZM195 21V22H194ZM219 21H220V23L221 24H223V22L225 23V24H223L224 26H225V28H227V26H230V28H231V25H232V21H233V23H235V24H233L232 25V28L234 29V26H235V29H234V31H233V29L231 28V30H230V28H227L226 30H227V32H229V33H224V32H226V31H221V29L222 30H225V28L223 29V25H221L220 23H219ZM243 21H245V23L243 22ZM49 22V23H48ZM110 22H107V23H110ZM118 22H122V23H119L118 24ZM126 22V23H125ZM230 22V23H229ZM241 22H243V23H241ZM72 23H74V24H77L76 22H72ZM112 23V22H111ZM227 23H229V24H227ZM248 24L249 25V27H248V25L246 24L245 26L244 25H241V24ZM32 24V25H33ZM36 24V23H35ZM120 24H122V25H120ZM131 26H130V25ZM196 24V23H195ZM220 24V25H219ZM108 25V24H107ZM118 25L119 26H121V28L120 27H118ZM126 27H125V26ZM134 25V26H133ZM218 25V26H217ZM241 25V26H240ZM16 26V25H15ZM21 24L20 25H18V27H19V29L18 30H15L13 27V25H9L8 27H10V28H8V27H4V29L7 31V33H9V32H11L9 35H11L12 36V34H16V36H14L13 35V38H14V40L15 41H18L17 39V35H18V37H19V35L21 34V33H18V32H22V37L27 33L26 31H24L23 29V31H21ZM25 26V27H24ZM69 26V28L72 26V24L71 25H68ZM123 26V27H122ZM236 26H238V27H236ZM243 26V27H242ZM254 26V27H253ZM258 26V27H257ZM12 27V28H11ZM31 27H33V26H30L29 27V29H27V31H29V33L31 34V30H32V28ZM108 27V29H110L109 28V26H107ZM204 27V28H203ZM218 27H220V28H218ZM222 27V28H221ZM240 27V28H239ZM246 27H247V29L249 30V31H247V35H245V33H246ZM250 27H251V29H250ZM256 27V28H255ZM17 28V27H16ZM91 28V27H90ZM115 28V29H114ZM118 28H120V29H118ZM124 28V29H123ZM244 28V29H243ZM253 28V29H252ZM255 28V29H254ZM1 29H3L2 27H1ZM0 29V33L3 31L4 33H6L5 31H4V29L3 30H1ZM9 29L11 30V31H9ZM25 29V30H26ZM93 31H91V33L93 34V32H96V31H94V30H97L96 29V27H92L91 28ZM114 29V30H113ZM123 29V30H122ZM125 29H126V31H125ZM238 29H241V30H239L238 31ZM128 30H130V29H128ZM201 30V31H202ZM13 31V32H12ZM16 31V32H15ZM31 31V32H30ZM68 31H70V30H68ZM68 31H66L67 32V34L66 35H72L73 33H75L74 35L75 36H77L76 34V32L74 31H70L69 32V34H68ZM87 31H90V29L89 30H87ZM122 31H123V33H122ZM232 31V32H231ZM260 32V34H259V32ZM2 32V33H3ZM118 32V33H117ZM121 32V33H120ZM234 32V33H235ZM1 33V36H0V38H2L3 40L5 39L6 40V36H5V38H4V33L2 34ZM28 33V34H29ZM90 33V32H89ZM116 33V34H115ZM224 33L225 34V37L223 38V35L222 34ZM236 33V34H237ZM237 34V36L239 37V36H241L240 34ZM25 35V37H21V39L22 40H25L26 41V39H27V36H28V42H29V40H30V38H31V40H30V43H31V41L33 40V41H35L36 39H35V35H34V33H32L33 35ZM111 34V33H110ZM211 34V35H210ZM221 34V40H219V39H217L218 37H217V35H220ZM9 35H7V36H9ZM118 35V36H117ZM235 35V34H234ZM251 35V36H250ZM262 35H263V37H262ZM29 36H31V37H29ZM34 36V37H33ZM69 36V37H70ZM75 36H71L72 38H73V40L75 39V41H76V39H77V37H79L80 35L78 34V36L77 37H75ZM111 36V35H110ZM109 36V38L111 39V37ZM227 36V37H226ZM230 36V37H229ZM252 36V37H253ZM262 38H261V37ZM32 37H33V39H32ZM173 37H175L174 35H173ZM212 37V38H211ZM237 37V39H239ZM257 37V38H258ZM13 38H11L10 37V39H13ZM25 38V39H24ZM41 38V37H40ZM39 38V39H40ZM71 38V39H72ZM80 38V37H79ZM78 38V39H79ZM115 38V39H114ZM209 38L211 39V40H209ZM225 38L227 39V40H225ZM230 38V39H229ZM233 38V39H232ZM248 38V37H247ZM258 38V39H259ZM9 38H7V40H10ZM19 40L18 42H20V41H22V40ZM38 39V38H37ZM78 39H77V41H78ZM81 39V38H80ZM170 40L172 39V38H169ZM232 39V40H231ZM242 39V38H241ZM6 40V41H7ZM72 40V41H73ZM114 40V41H113ZM117 40V39H116ZM214 40V41H213ZM219 40V41H218ZM172 41V40H171ZM215 44H213L212 42ZM218 41V42H217ZM225 41V42H224ZM231 41V42H230ZM232 41H233V43H234V45H233V43H232ZM36 42V41H35ZM32 43H34V42H32ZM193 43V42H192ZM202 43V42H201ZM231 43H232V46H233V49H231L232 48V46H230V48H229V46H227V45H231ZM227 44V45H226ZM39 46H41V45H39ZM38 46V47H39ZM141 46H142V44H141ZM141 46H140V49H141ZM170 46H172L171 45V43H170ZM184 46V47H183ZM212 46H214V47H212ZM225 46V47H224ZM111 47L113 48V50H114V47L113 46H110V51L112 52V49H111ZM139 47V46H138ZM163 47V48H162ZM162 48V49H161ZM170 48V49H169ZM186 49V51H189V53L191 54H188V56H191V58H192V55L194 54V58L193 59H191V60H189L190 59V57H188L187 55V60H183V59H185L184 58V56H185V54H184V56L182 55V54H180L179 52H181L182 53V50L184 51L185 49ZM217 48V50H215ZM158 49H159V46H158ZM169 49V50H168ZM198 49H200V51L198 52ZM235 49H236V51H235ZM137 50H139V48H137ZM227 50H229V51H227ZM59 52L61 51V47H60V50H58ZM158 51V50H157ZM177 51V50H176ZM198 53H197V52ZM164 52V53H163ZM165 52H169V53H167V54H169V55H167V56H165L166 55V53ZM185 52V51H184ZM199 53H201L200 55H199ZM146 54V56H144ZM159 54V55H158ZM165 54V55H164ZM173 54V55H172ZM180 54V55H179ZM198 54V55H197ZM236 54V55H235ZM158 55V56H157ZM164 56V57H162V56ZM178 55L180 56V58L183 60H180L179 59V57H178ZM235 55V56H234ZM78 56H80L79 58H77L78 59V61H77V59H76V61L78 62V64H79V62H80V64H82V63H84L85 61V63H84V65L82 64V66H80L79 65V67H83V66H85L86 64H87V60H85V59H87L85 56H84V58H81L82 56L80 55V54H78ZM148 56H149V58H148ZM160 56V57H159ZM169 56H171L172 58L173 57H175L173 60H172V58L170 57L169 58ZM185 56V57H186ZM199 56V57H198ZM211 56V57H210ZM217 56H219V57H217ZM157 57V58H156ZM177 57V58H176ZM196 57V58H195ZM202 57H203V59H204V62H202L203 61V59H202ZM50 58V57H49ZM49 58H46V62L49 64L50 62V64L52 65V63H55V61L53 62V61H51ZM163 58H164V60H165V62H164V60H163ZM170 60H169V59ZM211 58H213V60L211 59ZM48 59L50 60V62L48 61ZM84 59V60H83ZM156 59H158V61L159 60H161L162 59V61H159V62H162V63H159ZM176 59V60H175ZM195 59V61H193ZM200 60V62L198 61V60ZM209 59V60H208ZM221 59V60H220ZM230 59V60H229ZM53 60V59H52ZM81 60V61H80ZM181 62H180V61ZM205 60H206V62H205ZM232 60V61H231ZM170 61H172L171 62V64H170ZM187 61V62H186ZM190 61H191V63H190ZM198 61V62H197ZM212 61V63H210L209 64V62H211ZM144 64H143V63ZM184 62V64H181L180 65V63H183ZM188 62H189V64H191L190 66L188 65ZM192 62H197L196 64H194V63H192ZM208 62V63H207ZM161 65H159V64ZM186 63H187V65H186ZM233 63V64H232ZM48 64H46L47 66H48ZM49 64V65H50ZM153 64H155V65H153ZM168 64H170V66L168 65ZM193 64V65H192ZM199 64V66H197ZM205 64H207L208 66V68L206 67V65ZM212 64V65H211ZM219 64H221L220 66H219ZM50 65V66H51ZM130 65V64H129ZM149 65V66H148ZM217 67H216V66ZM223 65V66H222ZM134 66H137V65H134ZM147 66H148V68H147ZM184 66V67H183ZM186 66V67H185ZM197 66V67H196ZM213 66V67H212ZM222 66V67H221ZM129 67V66H128ZM150 67V68H149ZM161 67V68H160ZM173 67V68H172ZM188 67H190V69H188ZM192 67H193V69H192ZM199 67V68H198ZM83 68H85V67H83ZM130 68L132 69L133 68V65H130ZM135 68V67H134ZM157 68H158V70H157ZM160 68V69H159ZM164 68V69H163ZM176 68V69H175ZM195 68V69H194ZM203 68H204V70H203ZM211 68H213V69H211ZM215 68V69H214ZM217 68H219L218 70L219 71H221L220 73L218 72V70H216ZM222 68H223V70H222ZM162 69V70H161ZM173 69V71H171ZM184 69V70H183ZM201 69L205 72V74H204V72L203 71H201ZM232 69V70H231ZM160 70H161V72H164V73H161L160 72ZM165 70V71H164ZM187 70H188V72H190V73H188L187 74ZM192 70V71H191ZM152 71V73H150V72ZM159 71V72H158ZM169 71V72H168ZM196 73H195V72ZM157 72V73H156ZM165 72H166V74H165ZM174 72H178V74H176V73H174ZM185 72H186V74H185ZM209 72H210V74H209ZM212 72V73H211ZM146 73H148V74H146ZM159 73V74H158ZM194 73V74H193ZM198 73V74H197ZM214 73V74H213ZM223 73V74H222ZM258 73V72H257ZM230 74H232V75H230ZM260 74V73H259ZM51 75H55V74H51ZM61 75V74H60ZM85 75V74H84ZM93 75H95V76H93ZM101 75H102V77H101ZM122 75V76H121ZM135 76V75H134ZM133 76V77H134ZM197 76V77H196ZM202 76H204V78L202 77ZM214 76H216V77H214ZM115 77V78H114ZM147 77H146V79H147ZM149 77V78H150ZM154 79H153V78ZM195 77V78H194ZM199 77V79L201 80L202 79V81H199V79H197ZM200 77H202V78H200ZM259 77H262V76H260L259 75ZM97 78V79H98ZM148 78V79H149ZM187 78V79H186ZM215 78H217V79H215ZM223 78V79H222ZM230 79V80H226V79ZM219 79V81H217ZM42 80V79H41ZM150 80V79H149ZM153 80V81H152ZM189 80V81H188ZM197 80V81H196ZM207 80V81H206ZM226 80V81H225ZM43 81V80H42ZM148 81V80H147ZM227 81H229V82H227ZM233 83H232V82ZM120 82H121V84H120ZM123 82H125L126 83V85H125V83L123 84ZM130 82V83H129ZM153 82H154V84H153ZM197 82V83H196ZM199 82V83H198ZM203 82V83H202ZM206 82V83H205ZM100 83V84H99ZM108 83V84H107ZM147 83H149V85L150 86H148V84ZM202 83V84H201ZM226 83V84H225ZM231 84V86H230V84ZM118 84V85H117ZM128 84V85H127ZM234 84V85H233ZM243 84V83H242ZM131 85H132V87H131ZM151 85H153V87L151 86ZM220 85V88L218 87ZM126 86H128L127 88H126ZM245 86V85H244ZM125 89H124V88ZM151 87V88H150ZM228 87V88H227ZM263 87V86H262ZM154 88V89H153ZM214 88V89H213ZM216 88V89H215ZM218 88H219V90H218ZM225 89V90H223V89ZM128 89V90H127ZM211 89H213V90H211ZM220 89H222V90H220ZM46 90H48V98H47V96L44 98V101H45V99H46V101L48 102H46L47 104H48V108H49V113H51L50 115H52L51 117H49V118H47V120L45 121L44 119V121L42 120V117H41V119L39 118L38 119V121H40L41 120V122L39 123V122H37V123H39V125L37 126V124L35 125V133H37V134H42L43 136H45L46 137V135L48 134V132L51 134V132H53V130H55V128H56V124H57V122H56V120L57 119H59V117L61 116V117H66V116H69V118H71L72 116V114H70V113H66L67 111L66 110H64L62 107H60V105H62L63 103H61L62 102V100H60V99H62V97H60L61 95H59V90L57 89V86L54 84V83H52V85H51V87H47V89ZM123 90V91H122ZM133 90V91H132ZM147 90V92H145ZM262 91H263V89H261ZM50 91V92H49ZM119 91V92H118ZM121 91V92H120ZM155 91V92H154ZM198 91H199V93H200V95H199V93H198ZM202 91V92H201ZM122 92H125L124 94L122 93ZM129 92V93H128ZM136 92V91H135ZM144 93V94H143ZM146 93V94H145ZM156 93H158V94H156ZM203 93V94H202ZM246 93V94H245ZM116 94V95H115ZM119 94V95H118ZM127 94V95H126ZM77 95V94H76ZM75 95V96H76ZM78 95L79 96H77L74 100H75V102L77 103V106H78V108L81 110V111H84V112H86L87 111V106L86 105H88V104H86L85 103V101H83V100H86L87 101V103H88V100H93V99H95L94 97H95V95L94 96H90L89 98H83L82 96H81V98H83L82 100H81V98H78V97H80V93H78ZM182 95V96H181ZM195 95V96H194ZM202 95H203V97H202ZM220 95V96H219ZM223 95V96H222ZM250 95H251V97H250ZM120 96V97H119ZM128 96V97H127ZM147 96H149V98L151 99H149ZM179 96V97H178ZM193 96H194V99H193ZM158 99H157V98ZM178 97V98H177ZM225 97V98H224ZM230 97H231V100L233 101H231L230 103H229V99H230ZM259 97V96H258ZM258 97L256 98V96H255V101L258 99ZM100 98V97H99ZM100 98V99H101ZM117 98V99H116ZM196 98V99H195ZM178 99V100H177ZM180 99V100H179ZM195 100L194 102H193V104H192V101L193 100ZM108 100V101H107ZM140 100V101H139ZM207 100V101H206ZM223 100H225L224 102H225V104H224V102H221V101ZM141 101H143L142 103H141ZM178 101H180V102H178ZM211 101H213L212 103H211ZM221 102V104H220V102ZM248 101V102H247ZM81 104H80V103ZM122 102V103H121ZM147 102V103H146ZM148 102H150V103H148ZM214 102H215V104H217V105H215L214 104ZM45 103V104H46ZM84 103V104H83ZM190 103V104H189ZM220 104V106H219V104ZM232 103V104H231ZM46 104V105H47ZM86 104V105H85ZM123 104V105H122ZM142 104V105H141ZM214 104V105H213ZM222 104H224V105H222ZM140 105V106H139ZM188 105V106H187ZM119 106V107H118ZM125 106V107H124ZM139 106V107H138ZM223 106H224V108H223ZM117 107L119 108V109H117ZM219 107V108H218ZM84 108V109H83ZM249 110V111H247V113L245 112V110H247V109ZM107 109V110H106ZM120 109L122 110L121 112H120ZM124 109H127L126 111H124ZM202 109H203V107H202ZM224 109V110H223ZM226 109V110H225ZM106 110V111H105ZM224 112H223V111ZM62 111V112H61ZM231 111H233V112H231ZM242 111H244L245 113H243ZM62 114H61V113ZM108 112V113H107ZM59 113H60V115H59ZM106 113V114H105ZM110 113V114H109ZM132 113V114H131ZM140 113V114H139ZM232 113V114H231ZM105 114V115H104ZM180 116H179V115ZM57 117H55V116ZM108 115V116H107ZM182 115V116H183ZM153 116V117H152ZM44 117H46V116H44ZM236 117H234V118H236ZM56 118V119H55ZM110 118V119H109ZM109 119V120H108ZM117 119H118V121H117ZM122 119V120H121ZM215 119V118H214ZM213 119V120H214ZM111 120V121H110ZM121 120V121H120ZM124 120V123H122V121ZM126 120V121H125ZM128 120V121H127ZM48 121V122H47ZM137 121V122H136ZM111 122H112V124H111ZM121 122V123H120ZM139 122V123H138ZM163 122V123H162ZM243 122L246 124H243ZM115 123H116V125H115ZM126 123V124H125ZM130 123V124H129ZM212 123V122H211ZM210 123V125L208 126V127H210L211 129H209L208 131L210 132V135L211 136H213V137H215V138H217L218 137V135L220 134V132H221V130L220 131H218L217 129H221L222 127H221V124L220 123H216V121H215V124L214 123H212L211 124ZM262 122L260 121V120H254V122H252V127H253V129H252V131L254 132V133H257L256 132V129L258 130V133H263V131H264V125L263 124H261ZM43 124V125H42ZM45 124L47 125V127H44L45 126ZM127 124H129L130 126H132V128L129 126V125H127ZM214 124V125H213ZM109 125H111V126H113V127H111V126H109ZM170 127H169V126ZM216 125V126H215ZM242 125H243V127H242ZM245 125V126H244ZM103 126V127H102ZM117 126H119L118 128H117ZM123 126V127H122ZM219 126V127H218ZM74 127V128H73ZM94 127V128H93ZM121 127V128H120ZM130 129H129V128ZM251 127V128H252ZM257 127V128H256ZM94 130H93V129ZM102 128V129H101ZM112 128V129H111ZM115 128V129H114ZM120 128V129H119ZM124 128H125V130H124ZM133 128H134V130H133ZM215 128V129H214ZM217 128V129H216ZM251 128H250V131H249V133L248 134H250L251 133ZM43 129V130H42ZM76 131H75V130ZM111 129V130H110ZM117 129V130H116ZM101 130V131H100ZM114 130V132H112ZM214 132H213V131ZM215 130H217L216 132H215ZM75 131V132H74ZM94 131V132H93ZM100 131V132H99ZM131 131H134V132H131ZM152 131H153V133H152ZM161 131H162V129H161ZM160 131V132H161ZM175 131V130H174ZM212 131V132H211ZM243 131H245V130H243ZM243 131H241L240 130V133H242L243 134ZM72 132V133H71ZM74 132V133H73ZM77 132V133H76ZM80 132V133H79ZM97 132V133H96ZM107 132H109V134L107 133ZM110 132H112V133H110ZM128 132V133H127ZM140 132V133H139ZM155 132V133H154ZM159 132V133H160ZM218 132V133H217ZM222 132H223V130H222ZM252 132V133H253ZM96 133V134H95ZM102 135H101V134ZM124 133V134H123ZM132 133V134H131ZM136 133V134H135ZM139 133V134H138ZM245 133V132H244ZM78 134V135H77ZM115 134V135H114ZM117 134H118V136H117ZM161 134V133H160ZM163 135H165V132L163 131V133H162ZM241 134V137H242V139L244 138L246 141L244 142V144H248L249 143V141H250V139H249V137H250V135H249V137H247V136H244L243 137V135ZM247 134V135H248ZM41 135V136H42ZM49 135V134H48ZM108 135H109V137H108ZM120 135V136H119ZM140 135V136H139ZM42 136V137H43ZM76 136H77V138H76ZM78 136H80V138L78 137ZM99 136H101V137H99ZM102 136H103V138H102ZM135 138H133V137ZM137 138H136V137ZM112 137V138H111ZM124 137H126V138H124ZM128 137V138H127ZM144 137V138H143ZM246 137V138H245ZM107 139V143H106V145L107 144H109V146L107 145H102L101 143H99V141H100V139ZM111 138V139H110ZM125 139H126V141H125ZM129 139V140H128ZM134 139V140H133ZM142 139V140H141ZM73 140H74V142H73ZM110 140V141H109ZM113 140V141H112ZM136 140V141H135ZM109 141V142H108ZM116 141V142H115ZM119 141V142H118ZM148 141V142H147ZM113 142V143H112ZM199 142V143H198ZM197 142V149H196V151H198L197 153H199L204 147H205V144L202 142L201 143V141L199 140ZM231 144H234V143H236V141L235 140H232V139H230V141H229ZM149 143H151V144H149ZM167 143V142H166ZM200 143L202 144V145H200ZM115 144V145H114ZM126 144V145H125ZM128 144H129V146H128ZM145 144V145H144ZM164 145H165V143H163ZM244 144H242V145H244ZM100 145V146H99ZM110 145H113V146H110ZM117 145V146H116ZM146 145H148L147 147H146ZM153 145H155L156 146V148H154L155 146H153ZM162 145V146H161ZM42 146H44V145H42ZM106 147V150L104 149L105 147ZM126 146H127V148H126ZM136 146V147H135ZM141 146V147H140ZM132 147V148H131ZM149 147V148H148ZM153 147V148H152ZM96 148V149H95ZM130 148V149H129ZM134 148V149H133ZM158 148V149H157ZM160 148V149H159ZM169 148V149H168ZM178 148V149H177ZM99 149V150H98ZM101 149H103V150H101ZM109 149V150H108ZM112 149V150H111ZM146 149H148V152H150V154L146 151ZM150 149V150H149ZM153 149V150H152ZM162 149V150H161ZM167 149V150H166ZM253 149V147L251 148V147H245V148H243V151H245V152H249V151H251ZM95 150H96V152H95ZM132 150H134V151H132ZM141 150V151H140ZM143 150V151H142ZM157 150V151H156ZM171 150V151H170ZM102 151H104V152H102ZM108 151V152H107ZM110 151V152H109ZM136 151V152H135ZM160 151V152H159ZM164 151V152H163ZM99 152V153H98ZM112 152V153H111ZM114 152V153H113ZM166 152H168V153H166ZM170 152H172V153H174V154H171ZM245 152H243V154H242V157H239V159H236L234 162H233V164H231V166H233V167H231V166H229V168H230V171H229V169H228V172H230L233 176H236V178H237V180H239V178L240 177H242V176H250V171H249V166H248V161L247 160H243V159H240V158H243L244 156L243 155H245ZM97 153V154H96ZM100 153H101V155H100ZM104 153L106 154V155H104ZM110 153V154H109ZM125 155H124V154ZM131 153V154H130ZM136 153L138 154V156L136 155ZM140 153V154H139ZM141 153H146V155L145 154H141ZM159 155H158V154ZM197 153H195L196 155H197ZM108 154V155H107ZM114 154V155H113ZM120 154H122V155H120ZM166 154V155H165ZM170 155V156H168V155ZM67 155V156H66ZM103 155V156H102ZM112 155V156H111ZM134 155V156H133ZM153 155V156H152ZM175 155V156H174ZM177 155V156H176ZM196 155H194L193 154V158L194 157H197ZM51 156V157H50ZM97 156V157H96ZM109 156H111L110 158H109ZM117 156V157H116ZM146 156V157H145ZM159 156H161V157H159ZM165 157V160L163 159L164 157ZM28 157V156H27ZM53 157H54V155H53ZM104 158V159H102V160H100L101 158ZM107 157V158H106ZM126 157V158H125ZM156 158V162H154L155 161V158ZM158 157V158H157ZM180 157H181V160H180ZM191 158H192V156H190ZM0 158H1V156H0ZM49 158H51V159H49ZM100 158V159H99ZM118 158V159H117ZM150 158V159H149ZM160 158V159H159ZM171 158V159H170ZM54 159V160H53ZM117 159V160H116ZM127 159V160H126ZM140 159V160H139ZM144 161H143V160ZM146 159H148L147 160V162L145 161ZM187 159V160H186ZM115 160H116V162H115ZM120 160V161H119ZM126 160V161H125ZM129 160V161H128ZM186 160V161H185ZM191 160V159H190ZM189 160V161H190ZM203 161H204V159H202ZM210 160H212V161H210ZM54 161V162H53ZM103 161V162H102ZM111 161V162H110ZM143 161V162H142ZM151 161V162H150ZM183 161V162H182ZM110 162V163H109ZM130 162V163H129ZM154 162V163H153ZM4 163V167H5V165L7 164H5V162H1L0 161V164H3ZM44 163V164H45ZM54 163V165H52ZM73 163V164H72ZM76 163V164H75ZM78 163V164H77ZM115 163H116V165H115ZM118 163V164H117ZM122 163V164H121ZM133 163V164H132ZM150 163V164H149ZM163 163V164H162ZM43 164V165H44ZM80 164V165H79ZM82 164V165H81ZM131 164V165H130ZM135 164V165H134ZM138 164V165H137ZM142 164V165H141ZM145 164V165H144ZM198 164V165H197ZM204 164V165H203ZM236 164V165H235ZM237 164H238V166H237ZM250 164V163H249ZM46 165V164H45ZM52 165V166H51ZM67 165H68V168H67ZM72 165L75 167H73L72 168ZM79 165V166H78ZM107 165H108V167H107ZM122 165H123V167H122ZM130 165V166H129ZM203 165V166H202ZM219 165V166H218ZM51 166V167H50ZM56 166V167H55ZM65 166V165H64ZM117 166V167H116ZM119 166V167H118ZM0 167H1V165H0ZM4 167H1V168H4ZM6 167H8V166H6ZM69 167H70V169H69ZM258 167L259 168H261V169H263L264 168V164H258ZM54 168H57L58 169V171H57V169H54ZM110 168V169H109ZM219 168V169H218ZM258 168V169H259ZM68 169V170H67ZM77 169V170H76ZM79 169V170H78ZM53 170H52V172H53ZM76 170V171H75ZM108 170H109V173H108ZM112 172H111V171ZM260 170V169H259ZM14 173H15V175H16V177L17 176H19L20 175V177H18V179L20 178V180H16L18 183H20V184H23V182L21 183L20 181H22V179L21 178H23L22 176H21V174L19 173V171H17V170H14ZM16 173H18V175L16 174ZM53 174V175H52ZM63 174V173H62ZM107 174V175H106ZM0 175H2V173H0ZM56 175H58V177L56 176ZM65 175H67L66 176V178H65ZM75 175V176H74ZM110 175H112V177H110ZM56 176V177H55ZM76 177V178H75ZM68 178H70V179H68ZM105 178V179H106ZM23 179H25V178H23ZM51 179V180H50ZM65 179V180H64ZM68 179V182L66 181ZM123 179V180H122ZM57 180V181H56ZM60 180L62 181V182H60ZM70 180H74V182H72V181H70ZM104 180V179H103ZM259 182L260 183H264V177H260L259 179ZM26 181H29V180H27V179H25L24 180V184L26 183ZM108 181L110 182V183H108ZM123 181V182H122ZM67 182V183H66ZM69 182H71L70 184H69ZM103 182V181H102ZM106 182V180L104 181V183ZM37 183H38V185H37ZM73 183V184H72ZM237 183V182H236ZM23 184V185H24ZM27 184V183H26ZM33 184V183H32ZM31 183H29V186H27L29 189H27L26 187H25V189H26V191H28V193H29V196L31 195V194H33V195H35V197L32 195L31 197L32 198H30L29 200H33V198H34V200L33 201H35V203H38L39 204V202H40V204L42 205H40L41 207H42V210H43V215H46L47 214V216H46V218H45V216H44V218H45V220H46V222L48 223V225L50 226V228L53 226V227H57L59 224H62L63 223V221H64V218L67 216L65 213H61L60 211H58V209L57 210H55V208H52V206H54V204H52L51 202H49V200L43 195V197H41V194H43V193H41L40 192V189L38 188V186H39V182H35L34 184L35 185H33L32 187L30 186V185H32ZM69 184V185H68ZM204 184V183H203ZM36 185H37V188H36ZM71 185H72V187H71ZM162 185H169V188L166 186H163L164 188L162 189ZM25 186V185H24ZM35 186V187H34ZM70 186V187H69ZM102 186H100V187H102ZM234 186H235V183L232 185V187L234 188ZM34 187V188H33ZM53 187V188H52ZM65 187H66V189H65ZM160 188V189H157V188ZM30 188H32V189H30ZM45 188V187H44ZM61 188V189H60ZM77 188V189H76ZM171 188V189H170ZM35 189V190H34ZM37 189V190H36ZM39 189V190H38ZM65 191H64V190ZM31 190H33V191H31ZM69 192H68V191ZM133 192H131V191ZM35 191H36V193H35ZM39 191V192H38ZM73 191V192H72ZM126 191H127V193H126ZM129 191V192H128ZM40 194V196H39V194ZM75 192V193H74ZM77 192V193H76ZM120 194H119V193ZM125 192V193H124ZM159 192V193H158ZM217 192V193H216ZM31 193V194H30ZM35 193V194H34ZM61 193V194H60ZM68 193V194H67ZM74 193V194H73ZM129 193V194H128ZM163 193V194H162ZM58 194H59V196H58ZM67 196H66V195ZM132 194H133V196H132ZM65 195V196H64ZM72 195V196H71ZM120 195V196H119ZM123 197H122V196ZM125 195V196H124ZM129 195V196H128ZM37 196L39 197L38 199H37ZM69 196V197H68ZM77 198H76V197ZM117 196V197H116ZM119 197V198H118ZM127 197V198H126ZM130 197V198H129ZM56 198V199H55ZM70 198V199H69ZM118 198V199H117ZM122 198V199H121ZM37 201H39V202H37ZM41 199V200H40ZM43 199V200H42ZM67 199V200H66ZM83 199H84V201H83ZM120 199V200H119ZM58 201V203H57V201ZM140 200V201H139ZM45 203H44V202ZM61 201V202H60ZM137 201V202H136ZM139 201V202H138ZM84 202H86V203H84ZM133 202H134V205H133ZM44 203V204H43ZM73 203V202H72ZM139 203V204H138ZM241 204L242 205H244L245 207H247V206H250V205H253L254 207H256V210L258 211V212H262V214H264V195H262L261 194V196L260 197H258V199H253V201L251 200V201H249L248 199H246V198H242L241 199ZM50 205H52V206H50ZM176 205V206H175ZM218 205V203H216L215 204V207ZM45 206H46V208H45ZM51 208V209H50ZM46 209V210H45ZM48 209V210H47ZM50 210V211H49ZM60 210V209H59ZM174 210V211H173ZM48 211V212H47ZM44 212H46V214L44 213ZM68 212V211H67ZM133 212V213H132ZM68 215H69V213H67ZM134 214V215H133ZM136 214H139V215H137L138 217H136ZM40 216H42V214H39ZM55 217H54V216ZM64 215H65V217H64ZM57 216V217H56ZM62 216V217H61ZM70 216V215H69ZM64 217V218H63ZM60 218V219H59ZM67 218H69L68 216L66 217V219ZM72 218V217H71ZM56 219V220H55ZM86 219V220H85ZM85 219H83L82 220V222L85 224V222L86 223H88V219L89 218H85ZM92 219H98L99 221H101V223H102V225H109L110 223H112L113 222V220L111 219V218H99V217H95V216H92ZM141 219V220H140ZM44 220V219H43ZM62 220V221H61ZM74 220H78L77 222L75 221V224L76 223H78L77 225H79L80 223H82V222H80L81 220H79V219H76V217H74ZM108 220V221H107ZM110 220H112V221H110ZM171 221L172 223L170 224V223H168V224H166L163 228L165 229H163V228H161V225H163L165 222L164 221ZM58 221V222H57ZM110 221V222H109ZM54 222V223H53ZM57 224H56V223ZM80 222V223H79ZM106 222V223H105ZM59 223V224H58ZM83 223L82 224H80L79 226L80 227H78L77 225H75V227H76V229H78L79 230V232L80 231H82L81 233L82 234H86L85 236H87L88 234L85 232V230L83 229V227H85V226H83ZM104 223V224H103ZM83 227H82V226ZM156 225V226H155ZM171 225H172V227H171ZM37 226V225H36ZM39 226H41V230H40V228H39ZM43 226V227H42ZM262 226H264V216H261L260 218H259V223H258V225L256 226V229L257 228H260L261 229V227ZM38 228V231L41 233V237H43L42 238V240H44V241H46L47 239L49 240H47L46 242H44V243H46L45 245L46 246H43V247H40L39 249L42 251V253H44V256L43 255H41L38 251H40V250H37V251H33V253H28V254H30V255H27V253H25L24 255H25V257L24 256H22L23 258H29L30 257V261L32 262H30V264H34V262H36V261H33V260H41V257H38L39 255H38V253L40 254V256H42V257H45V259L44 258H42L43 260L42 261H38L36 264H88L86 261H84V260H82V254H81V252L79 253V251H77L73 246H74V241H73V239H72V237H69V235L68 234H66V232L64 233L65 235H67V237H66V240L62 243V244H56V245H54V237H55V231L51 228V231H53L52 233H49V232H51L50 230H45V225H44V221H43V224H39L38 226H37ZM49 228V227H48ZM48 228H46V229H48ZM80 228H82L81 230H80ZM167 228H169L170 230H167ZM172 228V229H171ZM163 229V230H162ZM45 230V231H44ZM167 230V231H166ZM83 231H84V233H83ZM164 231V232H163ZM165 231H166V233H165ZM169 231V232H168ZM133 233H126V234H124V235H126L129 239V241L130 242H132L134 239H135V233H134V231H132ZM168 232V233H167ZM53 234V235H52ZM123 235V236H124ZM2 236H4L5 238L3 239V237H2V239H1V237H0V242L1 241H5L7 244H9L8 243V241H6V240H9L10 238V236H7L8 238H6V234H4V235H2ZM50 236V237H49ZM54 236V237H53ZM41 237H39V238H41ZM53 237V238H52ZM125 237V236H124ZM50 238L53 240V241H51L50 240ZM87 238H88V236H87ZM90 238V237H89ZM242 241H245L246 239H247V236H241V237H239ZM6 239V240H5ZM82 243H83V245L85 246V247H90L91 246V242L90 241H88L87 239H85V238H83L82 240ZM2 242V243H3ZM137 242L138 243H141L140 242V240H137ZM6 244V246L4 247L3 245H5V243H3L2 245L0 244V254L1 255H3L2 254V250L1 249H3V248H8L9 247V249H5V250H3V253L4 252H6V254H7V252L10 254V255H6L5 253V257L4 258H7L8 256H9V258H7L6 260H11L10 258L11 257H14L13 256V253H11V246H14L15 247V244L14 245H11V243H10V245L11 246H8ZM13 244V243H12ZM143 244V243H142ZM3 246V247H2ZM48 246V247H47ZM144 246V245H143ZM12 248V251L15 249V248ZM215 248V247H214ZM47 249V250H46ZM131 250H130V254L132 255L133 253L135 254V252L136 253H138L136 250H133L132 248H130ZM210 248H208L207 250H205V251H208L209 253H212L213 251H214V249L212 250H209ZM10 252H9V251ZM15 251V256H16V250H14ZM201 251V252H200ZM200 251H198L199 253H201V254H203L202 253V250H200ZM207 252V253H208ZM24 253V252H23ZM23 253H22V255H23ZM34 253L35 254H37L38 256H36L37 258L36 259H34ZM20 254L21 253H19L17 256L20 258ZM31 254H33L32 256H31ZM52 254V255H51ZM134 254H133V256H131L132 258L134 257L135 259H137V257H138V259L141 261V256L143 257V259H142V262H144L145 263V261L146 260H144L145 259V257L143 256V254H140V253H138L139 255H141L140 256V258H139V255H137V257H135L134 256ZM190 254V253H189ZM191 254H193V253H191ZM0 255V262H2V260H5V259H3V256H1ZM136 255V254H135ZM7 256V257H6ZM26 256H29V257H26ZM34 256V257H33ZM47 256V257H46ZM53 257L54 256V258L52 259V258H50V257ZM69 256V257H68ZM190 256V255H189ZM1 257H2V259H1ZM20 258V259H23V258ZM31 257H32V259L33 260H31ZM15 258V257H14ZM40 258V259H39ZM74 258H76V260H77V258L79 259V261L77 260H75ZM133 258V259H134ZM51 259V260H50ZM137 259V260H138ZM3 261V263L4 262H7V261ZM24 260V259H23ZM26 260V259H25ZM46 260V261H45ZM75 260V261H74ZM45 261V262H44ZM134 262V264H135V262H136V260H134L133 261ZM141 263V262H140ZM143 263V264H144ZM142 264V263H141Z\"/></svg>",
    "mask_w": 264,
    "mask_h": 264
}]
</instances>
